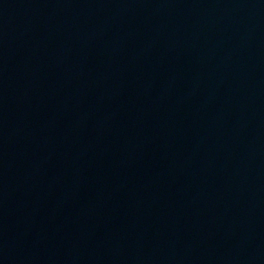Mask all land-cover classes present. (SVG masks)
<instances>
[{"label": "water", "instance_id": "water-1", "mask_svg": "<svg viewBox=\"0 0 264 264\" xmlns=\"http://www.w3.org/2000/svg\"><path fill=\"white\" fill-rule=\"evenodd\" d=\"M94 264H264V0H197Z\"/></svg>", "mask_w": 264, "mask_h": 264}]
</instances>
